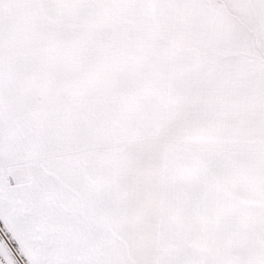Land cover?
I'll list each match as a JSON object with an SVG mask.
<instances>
[{
    "label": "snow or ice",
    "instance_id": "obj_1",
    "mask_svg": "<svg viewBox=\"0 0 264 264\" xmlns=\"http://www.w3.org/2000/svg\"><path fill=\"white\" fill-rule=\"evenodd\" d=\"M0 264H264V0H0Z\"/></svg>",
    "mask_w": 264,
    "mask_h": 264
}]
</instances>
